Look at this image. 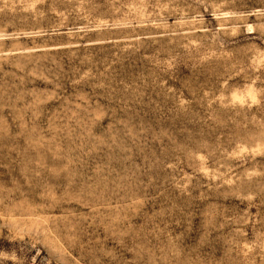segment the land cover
<instances>
[{
	"label": "rangeland",
	"instance_id": "1",
	"mask_svg": "<svg viewBox=\"0 0 264 264\" xmlns=\"http://www.w3.org/2000/svg\"><path fill=\"white\" fill-rule=\"evenodd\" d=\"M0 264H264V0H0Z\"/></svg>",
	"mask_w": 264,
	"mask_h": 264
}]
</instances>
